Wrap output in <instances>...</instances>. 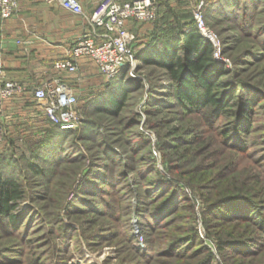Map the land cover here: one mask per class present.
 Instances as JSON below:
<instances>
[{"label": "trees", "instance_id": "obj_1", "mask_svg": "<svg viewBox=\"0 0 264 264\" xmlns=\"http://www.w3.org/2000/svg\"><path fill=\"white\" fill-rule=\"evenodd\" d=\"M263 5L264 0H205L204 10L208 24L209 20L220 17L221 20L238 25L243 31L249 26L248 33L253 34V28L257 29L255 19ZM161 8V16L155 22L150 37L146 43L138 44L136 54L137 59L144 65H151L153 71L130 79V85L127 86L121 80L125 65L122 73L108 83L111 91L97 96L107 99L106 108L118 114L120 104L130 96L128 92L142 86L145 89L148 115L163 108L176 110L184 119L196 117L189 114L197 115L198 120L195 122L190 118L192 121L185 128V134H193L201 126L208 127L210 142L220 146L217 153L220 154V163H205L199 171H173L179 170V160L167 156L166 152L176 148L179 145L177 141H184L188 135L168 140L165 136L156 143L164 159H169L166 162L170 161L164 172L151 150L142 152L151 144L143 132L133 135L129 131L126 147L123 152L117 151L110 132L90 116L92 110L89 104L94 99L90 94L87 97L90 103L81 108L83 114L87 115L81 128L69 130L51 125L41 139L0 153V230H8V235L12 234L15 238L13 244L16 246L13 250L7 246L1 249L2 256L12 260L8 263V260H4L2 264H47L44 252L30 257L31 252L28 251V248L36 251L37 247H41L38 240L42 238L36 237V241L32 236L39 227H35L34 223L37 219L45 220L44 213L34 205L22 208V203L27 199L33 202L38 195L42 196L44 190L54 193L60 190L52 181L59 165L64 160L68 161L65 158H70L69 152L74 151L81 154L79 162H89L81 180L78 183L72 180L77 185L75 188L71 185L70 190L74 188V195L63 206L65 211L68 214L86 209L102 211L105 206L109 213L115 212L117 203H114V198L110 200L105 192H117L120 186H124L125 196L130 198L131 203L132 195L136 196L134 212L140 218L143 229L148 225L150 231H154L155 238H158L157 243L167 246L163 253L159 248H155V253H150L140 246L135 247V259L118 264H218L217 253L224 262L236 264L264 252V197H260L262 193L249 182L247 175L227 176L231 169L228 162L237 164L239 155L262 150L257 154L264 158V149L258 146L260 142L264 143V133H257L264 128V122L260 121L264 118V90L242 77L238 59L234 61L238 69H229L224 62L214 57L212 42L201 34L192 14L179 15L168 1H164ZM262 35L264 23L256 34L257 37ZM261 50L264 57V38ZM257 51L250 48L245 52L249 57L258 58ZM132 120L123 126L130 125ZM91 127L95 129H89ZM77 139L91 140L97 145L96 151L85 153ZM138 160H141L139 165ZM71 170L72 178L78 171L75 168ZM168 170L172 172V177L168 176ZM105 185L111 189H106ZM89 195L92 197L89 198ZM43 198L48 197L43 194ZM77 201L85 206L81 207ZM56 203L61 207L62 199ZM127 211H132L129 205ZM198 212L202 214L206 233L213 238L216 254L196 224ZM180 216L183 218L177 224ZM63 221L62 217H57L55 223L57 225ZM64 225L62 236L66 238L75 227L68 223ZM227 225L237 227L235 233H224V226ZM43 228L39 227L37 231ZM165 228L169 231H165ZM22 229L25 231L19 236ZM44 234L43 238L49 239L54 230L50 227ZM135 236L134 231L128 234L129 238L134 239ZM11 254L22 261L11 259ZM20 254L26 257L22 259Z\"/></svg>", "mask_w": 264, "mask_h": 264}, {"label": "rangeland", "instance_id": "obj_2", "mask_svg": "<svg viewBox=\"0 0 264 264\" xmlns=\"http://www.w3.org/2000/svg\"><path fill=\"white\" fill-rule=\"evenodd\" d=\"M171 6L174 7L179 15L183 16L185 14H191L190 8L185 0H178L177 4ZM259 11L260 13L255 19L257 29L254 26V28L252 27L253 34L248 33L250 30L249 26L246 28V32L243 31V29H241L238 25L233 24L228 20H221L220 17L219 19L209 20V26L215 33H217L222 43V53L220 56L223 59L217 60L224 62L229 69H238L236 63L234 62L235 59H238L237 62L239 63V69H242V77H244V79L250 84L257 86L258 89H262L263 91L264 57L262 56L261 44L263 43L264 35L257 37L256 34L258 29L261 28L264 23V5L260 6ZM161 13L162 8L160 10V16ZM160 16L157 20H159ZM184 21H187V19ZM153 24H149L148 26L144 27V29H147L148 31L153 26H155V23ZM140 42L138 44H140ZM138 44L135 47V57L138 53ZM250 48L256 51L258 50V58H252L248 56L247 52L245 51L246 49ZM248 59L251 61H248ZM125 67L126 70H124L123 73L121 72V80H123L127 86L130 85V82H128L130 79H135L142 74L145 75L146 73L151 72V70L153 71V67L151 65H144L138 59L135 63V69H132L133 65L130 64H127ZM133 70L135 73L134 76L131 75V71ZM110 88L111 86H106L104 90H100L99 92H88V94L80 96V99L81 108L83 109L86 107L85 105H87V103H90L87 97L90 94L93 95L94 99L92 100V103L89 104L91 107L90 109L92 110L90 116L94 118L95 121H99L101 125H104V128L110 132L112 138L114 139V148L117 151L123 152L124 147H126L125 141L129 135L127 134L129 131H131V134L133 135L138 132H143L150 139L151 144L146 148V150L142 152L144 153L148 152V150H151L152 154L158 159L157 164L161 166L164 172L166 171V165H168L167 163L170 161L166 162L169 159H164L163 153L157 147L156 143L161 141V137L166 136V139L168 140L172 139L173 137L180 138L187 137L188 135V138L184 141H177L179 142V145L176 148L167 150L166 152L167 156L179 160V170L176 169L173 171H177L176 173H180V171L188 172L195 169L199 171L204 167L205 163L210 165L216 162L220 163V154L217 155L220 146L216 145L215 142H210L209 137L211 132L208 127L206 128L201 126V129L195 130L193 134H185V128H187V126H189L192 121L190 118L195 122L198 120L197 115L189 114V116L196 117H188L184 119L176 110H168L166 108H163L159 110V112L153 113L152 115H148V112H146L145 89L142 86H139L132 92H128L127 95L130 96H127L125 101L120 104L121 106L119 108L118 114L111 113L109 108H106L108 100L103 99L101 96H97L103 92H110ZM96 97H98V99H95ZM159 107L161 108V106ZM85 116L87 118L86 114ZM131 120L132 123H130V125L126 127L123 126ZM260 121L263 123L264 118L260 119ZM89 129L94 130L95 128L91 127ZM124 132L125 134H123ZM257 133H264V128L257 131ZM77 140L80 142L79 145L85 153L90 154L91 152L96 151L97 145H95L91 140ZM87 146L90 149L87 148ZM258 146L264 149L263 142H260ZM205 148H207V151L203 152ZM251 149L253 150V148ZM258 152L261 153L262 150H254L253 153L251 152V154L249 153L245 156L238 154L239 156H237V164L232 165L230 164L231 162H228L231 169L227 176L239 177L247 175L246 177L249 179V182H251V184L255 188L259 189L262 193L260 197H264V177L262 172V163H264V158L263 156L260 157V154H257ZM69 153L71 154H69L68 157L72 159L65 158L69 159L70 161L64 160L59 165L58 172L52 181L53 185H56V187L60 188V190H57V194L51 190H44L41 193L42 196L38 195L33 202L30 199H27L22 203V208H27L26 206L29 205H34L35 207L40 208L45 216V220L37 219L34 223L35 227L39 226L44 228L38 232V227L36 228L37 233L36 231L35 234L33 232V239H36V237H38L37 239H42L38 240V243H40L38 245H41V247H37L36 251H34L32 248H28V251L31 252L30 257H34L42 251V253H45L44 261L47 264H53L54 261L57 262V264H118L120 262L130 261L133 258L135 259L134 256L136 252L134 251V248L138 246L149 250L150 253H155V248H159L163 253L167 247L166 244L163 243L160 245L157 243L158 238H155L153 235L154 231H150L151 229L148 225H146L147 223H145L146 226L143 229L140 224V218L134 212L137 202L136 196L132 195L131 203L130 198H128L127 195L125 196L126 193L124 191V186H120V190L117 192H105V194H108L107 196L110 200L114 198V203H117V205L114 206L116 208L115 212L109 213V209H107L105 206L103 207L102 211H90L86 209L82 210L81 212L77 211L70 214L65 211L63 206L66 204L67 200L73 199V189L77 185L74 184L75 182L72 180L75 179L77 183L81 180L82 174L86 171V167L88 166L89 162V160L86 159V162H79L81 154L78 152L74 151ZM75 158L79 160L75 161ZM134 159L135 158L132 157L133 161H135ZM138 161V165L141 164V160ZM72 168L77 169L78 173H76L77 175L75 174V176L71 178L70 172L72 171ZM169 170L167 171V174L169 173L168 176L172 177V172ZM34 185L37 186L38 184ZM71 185H74L72 190H70ZM105 187L106 189H111L109 185H105ZM43 194H45V196L48 198L44 199ZM88 197L91 198L92 195H89ZM60 198L62 199L61 207L56 203V201L58 202ZM78 205H81V207L85 206L82 202H78ZM128 205L132 209L130 212L127 211ZM198 205H200L199 201ZM198 211H200L199 207ZM200 212H198V221L196 224L198 225L202 236L206 238L207 243L211 245L216 254L217 251L213 244V238L209 237L206 233V227ZM146 215H148V213H146ZM57 217H62L64 220L63 223L56 225ZM182 218V216L178 218L177 224L181 222ZM144 221L147 222L146 219H144ZM64 223H68V225L75 227L71 234L66 235L67 239L63 238L62 236V231L65 226ZM50 227H52L54 230V234H52L49 239L43 238L46 235L44 232H46ZM224 227L225 229L223 232L229 233L231 235L232 233H235V230L237 229V227H234V225H227ZM169 228L174 229L172 226H169ZM167 230L168 228H165V231ZM23 231L25 230L22 229L18 235H22L24 233ZM131 231L132 233L134 231L136 235L134 239L128 237V234ZM8 232V230H0V251L2 248H5V246L11 250H13V247H16L15 244H13V240L15 238L12 234L8 235ZM112 234L116 236L112 237ZM109 237L112 238L109 239ZM150 237L153 238L150 239ZM24 248L26 250L27 246ZM11 252L12 251H10V253ZM20 255L22 259L26 257V255ZM10 258L15 260L18 259L17 262L22 261L20 258L12 254ZM217 258L218 264H233V262L228 263L229 261L227 263L224 262L222 256L219 253H217ZM4 260L8 259H6L5 256H2V252H0V264H2V261ZM240 261H238L236 264H242L244 261L246 262L243 264H264V252L252 258L250 257L246 258V260ZM8 262H12V260H8L6 263Z\"/></svg>", "mask_w": 264, "mask_h": 264}, {"label": "built area", "instance_id": "obj_3", "mask_svg": "<svg viewBox=\"0 0 264 264\" xmlns=\"http://www.w3.org/2000/svg\"><path fill=\"white\" fill-rule=\"evenodd\" d=\"M22 1L0 0L1 17H12ZM164 1L169 0H100L96 10L89 14L81 0H61L67 10L83 15L91 28L73 41L68 48V57L54 62V76L33 86L16 79H0V151L12 150L17 141L35 136L37 130L30 135L25 133L22 126L16 125L20 117L9 115L13 102L25 100L29 93L34 109L27 118L32 121L43 119L49 126L57 125L62 129L81 128L86 117L81 110L77 84L86 75L81 70L80 60L86 59L106 80L117 77L127 64L135 69V47L148 37L144 27L156 22ZM185 1L201 34L212 42L214 57L223 59L220 56L222 43L206 21L205 0ZM131 75H135L134 70Z\"/></svg>", "mask_w": 264, "mask_h": 264}, {"label": "crops", "instance_id": "obj_4", "mask_svg": "<svg viewBox=\"0 0 264 264\" xmlns=\"http://www.w3.org/2000/svg\"><path fill=\"white\" fill-rule=\"evenodd\" d=\"M81 2L91 14L100 0ZM177 2L178 0L168 1L170 5ZM90 28L83 15L67 10L61 0H23L12 17L4 19L0 15V79H16L33 86L49 76H54V62L68 57V48L73 41ZM153 29L154 26L148 31L145 30L149 35L140 43H146ZM80 62L81 70L86 75L84 80L77 84L80 96L104 90L114 79L106 80L100 77L95 67L86 59L82 58ZM13 105L9 115L20 117L16 125L22 126L20 128L25 129V133L29 132V135L33 130H37L33 138L27 137L24 141H17L16 146L44 137L50 127L48 123L43 119L32 121L27 118L34 109L31 93L25 100H15ZM9 124L13 126L12 122ZM20 131L23 132L22 129ZM9 151L11 150L3 149L0 153Z\"/></svg>", "mask_w": 264, "mask_h": 264}]
</instances>
